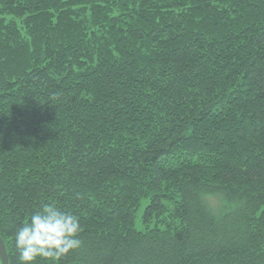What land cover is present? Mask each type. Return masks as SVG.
Wrapping results in <instances>:
<instances>
[{
  "label": "trees",
  "instance_id": "obj_1",
  "mask_svg": "<svg viewBox=\"0 0 264 264\" xmlns=\"http://www.w3.org/2000/svg\"><path fill=\"white\" fill-rule=\"evenodd\" d=\"M46 203L55 264H264V0H0L10 264Z\"/></svg>",
  "mask_w": 264,
  "mask_h": 264
},
{
  "label": "clouds",
  "instance_id": "obj_2",
  "mask_svg": "<svg viewBox=\"0 0 264 264\" xmlns=\"http://www.w3.org/2000/svg\"><path fill=\"white\" fill-rule=\"evenodd\" d=\"M80 218L55 203L33 211L14 234V247L21 264H36L38 258L56 261L81 248Z\"/></svg>",
  "mask_w": 264,
  "mask_h": 264
},
{
  "label": "water",
  "instance_id": "obj_3",
  "mask_svg": "<svg viewBox=\"0 0 264 264\" xmlns=\"http://www.w3.org/2000/svg\"><path fill=\"white\" fill-rule=\"evenodd\" d=\"M0 260H1V264H10V258L6 247V243L1 236H0Z\"/></svg>",
  "mask_w": 264,
  "mask_h": 264
},
{
  "label": "rangeland",
  "instance_id": "obj_4",
  "mask_svg": "<svg viewBox=\"0 0 264 264\" xmlns=\"http://www.w3.org/2000/svg\"><path fill=\"white\" fill-rule=\"evenodd\" d=\"M145 202H146L145 200L142 202V208L140 209V212H139L138 218H137V222H136L137 227L140 229H145V226L141 221V212L143 210V206H144ZM0 264H1V260H0Z\"/></svg>",
  "mask_w": 264,
  "mask_h": 264
}]
</instances>
